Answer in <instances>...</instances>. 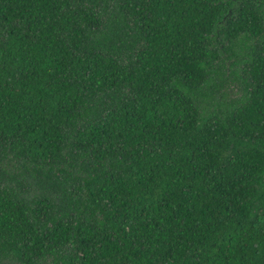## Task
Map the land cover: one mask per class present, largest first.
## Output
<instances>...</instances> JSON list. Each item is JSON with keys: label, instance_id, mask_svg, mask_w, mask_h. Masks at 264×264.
<instances>
[{"label": "trees", "instance_id": "trees-1", "mask_svg": "<svg viewBox=\"0 0 264 264\" xmlns=\"http://www.w3.org/2000/svg\"><path fill=\"white\" fill-rule=\"evenodd\" d=\"M0 264H264V0H0Z\"/></svg>", "mask_w": 264, "mask_h": 264}]
</instances>
